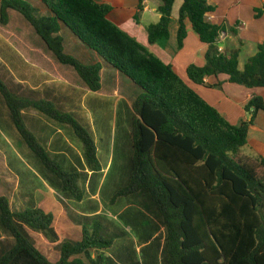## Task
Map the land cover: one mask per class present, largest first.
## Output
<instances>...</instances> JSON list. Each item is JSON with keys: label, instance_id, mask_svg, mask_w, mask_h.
Listing matches in <instances>:
<instances>
[{"label": "trees", "instance_id": "trees-1", "mask_svg": "<svg viewBox=\"0 0 264 264\" xmlns=\"http://www.w3.org/2000/svg\"><path fill=\"white\" fill-rule=\"evenodd\" d=\"M40 1L48 9L47 15L25 0H0V22L8 24L10 10L20 13L59 63L72 67L89 90L99 91L102 65H86L65 52L60 35L64 24L140 89L133 104L129 181L115 196L140 194L157 209L167 229L168 264H264V176L258 167L238 157L248 142L257 112L264 111V99L252 97L245 105L249 121L232 124L190 87L172 64L113 23L108 18L111 5L97 0ZM161 1V18L148 27L152 45L170 37L175 0ZM214 10L206 0H184L180 7L178 46H184L190 28L207 45L206 63L191 64L189 78L202 84L207 76L227 74L231 83L264 87V40L240 70L239 48L230 55L219 50V38L226 26L207 21L206 14ZM263 14L264 5L255 16ZM231 32L238 34L236 28ZM0 94L27 146L62 181L64 191L83 199L84 192L77 183L79 174L64 171L52 160L27 128L22 111L35 108L69 124L83 145L88 167L99 171L91 132L50 101L16 95L1 78ZM260 165L264 169V159ZM53 224L52 214L38 208L13 211L9 198L0 195V226L15 240L0 257V264H14L18 258L27 264H104L102 258L92 259L91 254L110 248L113 241L87 229L81 240L62 241L60 258L52 262L37 247L31 232L58 241Z\"/></svg>", "mask_w": 264, "mask_h": 264}, {"label": "crops", "instance_id": "crops-1", "mask_svg": "<svg viewBox=\"0 0 264 264\" xmlns=\"http://www.w3.org/2000/svg\"><path fill=\"white\" fill-rule=\"evenodd\" d=\"M29 1L40 14H48V9L40 0ZM97 1L111 5L112 11L108 18L113 23L161 60L172 64L185 82L228 121L232 124L249 121L250 113L245 110V105L254 96L264 99V87L248 88L231 83L227 74L207 76L202 84L189 78L187 69L191 64L203 66L206 63L207 45L190 28L184 46H178L179 10L184 0H175L169 26L170 37L153 45L148 41V27L161 18V0H143L141 11L140 0ZM206 1L215 7L214 11L206 14L207 21L226 26L219 38V49L230 55L239 48L238 68L244 70L249 59L258 52L259 42L264 40V14L260 18L255 16L256 10L263 7L264 0ZM18 14L10 10L9 22ZM136 16H139V20H136ZM232 28H236L238 34L232 33ZM34 34L43 47H21L23 52L32 57L31 63L25 61L19 67V80L15 81L13 90L11 86L8 87L18 96L54 103L60 111L88 129L95 141L100 170L92 171L88 167L83 145L69 124L58 122L35 108L23 110L24 123L52 160L64 171L79 174L77 183L84 192L83 199L74 198L64 191L62 181L41 163L24 142L0 94V195L9 198L13 211L38 208L53 215L58 241H51L42 233L31 232L37 247L52 262L60 258L59 244L62 241L81 240L84 229H87L90 233L97 230L102 237L113 241L108 249L94 250L92 259L102 258L104 264H168L167 229L157 209L147 197L140 194L115 196L129 181L131 121L135 114L133 104L140 89L107 64L97 52L86 47L63 24L60 35L64 38L65 52L86 65H102L100 90H89L80 82L76 71L59 63L39 35L36 32ZM120 81L131 87L134 97L129 99V93H119ZM97 119L106 122L103 128H96ZM119 122L123 126L120 140L116 138ZM238 157L258 167V170L262 169L264 111L257 112L249 128L248 142ZM114 166H118L119 171L104 197L105 183ZM26 182L29 184L28 192H24L28 185H25ZM2 186H9L14 191L13 197L2 193ZM14 242V238L0 226V257ZM14 264L27 263L18 258Z\"/></svg>", "mask_w": 264, "mask_h": 264}, {"label": "rangeland", "instance_id": "rangeland-1", "mask_svg": "<svg viewBox=\"0 0 264 264\" xmlns=\"http://www.w3.org/2000/svg\"><path fill=\"white\" fill-rule=\"evenodd\" d=\"M25 1L31 3L29 0H25ZM34 33L35 30L33 29V27L28 23V21L23 16H20V14H18V16H16L15 18H13L12 22L11 23L9 22L7 25H3L0 22V78L5 83H7L9 87L11 86L12 90L15 87V81L19 80L17 78L18 76H20L19 67L23 66L25 64V61L31 63L32 57L26 54L25 52H23L21 47L23 48H29L31 46L43 47L42 43L40 42V40H38V38ZM4 37L6 38L4 39ZM80 82L83 83L81 79ZM123 92L129 93L128 96L129 99L134 97L131 87L120 81L119 93H123ZM105 123H106L105 121H101L97 119L96 128L97 129L103 128ZM127 125L130 127L129 121L127 122ZM122 127L123 126L121 125V122H119V124H117L118 129L116 132V138L118 140H120L122 137L121 135ZM59 164L63 167V164L61 162ZM118 171H119L118 166H114L110 175L108 176L103 191L104 197L105 195H107L108 189L112 186L114 177L117 176ZM259 173L260 175L264 176V169L263 168L259 169ZM27 184L28 182L25 183V185ZM6 187L2 186V190H1L2 193L4 192L5 194L12 195L13 197L14 191L10 190L9 186ZM28 191H29V184L24 188V192H28ZM110 200H112V198ZM14 209L17 210L15 208V205H14ZM101 236L103 235L101 234ZM32 237L35 240L33 233H32Z\"/></svg>", "mask_w": 264, "mask_h": 264}, {"label": "built area", "instance_id": "built-area-1", "mask_svg": "<svg viewBox=\"0 0 264 264\" xmlns=\"http://www.w3.org/2000/svg\"><path fill=\"white\" fill-rule=\"evenodd\" d=\"M221 51V49H219Z\"/></svg>", "mask_w": 264, "mask_h": 264}, {"label": "water", "instance_id": "water-1", "mask_svg": "<svg viewBox=\"0 0 264 264\" xmlns=\"http://www.w3.org/2000/svg\"><path fill=\"white\" fill-rule=\"evenodd\" d=\"M141 118V117H140ZM142 119V118H141Z\"/></svg>", "mask_w": 264, "mask_h": 264}]
</instances>
